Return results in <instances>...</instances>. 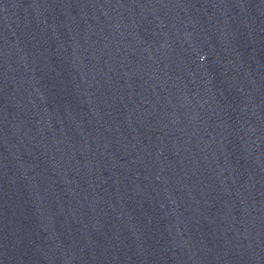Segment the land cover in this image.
I'll return each mask as SVG.
<instances>
[{
  "label": "water",
  "instance_id": "95a60500",
  "mask_svg": "<svg viewBox=\"0 0 264 264\" xmlns=\"http://www.w3.org/2000/svg\"><path fill=\"white\" fill-rule=\"evenodd\" d=\"M0 264H264V0H0Z\"/></svg>",
  "mask_w": 264,
  "mask_h": 264
}]
</instances>
